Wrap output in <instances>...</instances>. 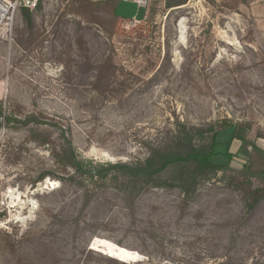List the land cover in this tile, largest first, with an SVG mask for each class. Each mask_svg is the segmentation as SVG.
Segmentation results:
<instances>
[{"label":"rangeland","instance_id":"1","mask_svg":"<svg viewBox=\"0 0 264 264\" xmlns=\"http://www.w3.org/2000/svg\"><path fill=\"white\" fill-rule=\"evenodd\" d=\"M256 1L188 0L170 10L150 0L132 28L126 22L143 11L121 0H43L18 14L12 40L0 41V264H264V192L249 208L264 191ZM28 118L43 124L26 126ZM178 125L222 129L217 152L240 135L233 152L243 162L228 167L216 156L223 170L188 197L179 187L133 196L92 187L100 190L79 229L65 221L83 198L67 190L62 131L80 160L135 163Z\"/></svg>","mask_w":264,"mask_h":264},{"label":"trees","instance_id":"2","mask_svg":"<svg viewBox=\"0 0 264 264\" xmlns=\"http://www.w3.org/2000/svg\"><path fill=\"white\" fill-rule=\"evenodd\" d=\"M187 2L188 0H166V7L171 10L182 7ZM24 12L26 13V11ZM0 117H5L1 107ZM23 124L27 126L31 124L41 125L43 123L36 118H28ZM232 127L234 126H229V128ZM220 132H222V129L215 130L214 127L206 131L194 127L189 128L186 125H178L170 141L162 146L151 148L148 156L143 161L135 163L120 161L110 164H95L94 162L87 163L80 160L73 142L62 131L63 144L58 153L59 162L63 167L71 170L70 175L67 176V181L73 187H68V193L74 190L76 201L83 198V205L76 217L72 213L65 220L66 216L61 212L53 216L54 220H72L79 229L83 209L90 204L100 190H95L92 187H104L105 185L117 187L116 191L123 196H128L129 194L133 196L138 190L179 187L184 197L190 196L200 178L215 175L223 170V167L213 162L216 156L220 154L226 156L230 161L229 165H227L228 167L232 166V162H237L236 160L242 161L237 152H233V144L236 141H239L241 144V142H244V139L234 133L230 138V143L226 147V150L217 152ZM207 133L212 134L208 143L196 144L194 142L196 137L204 139ZM242 162L239 163L244 167L245 165ZM60 180L63 186H65V180ZM66 188L63 187L62 191H66ZM262 192L264 191L255 192V197L249 206L250 210H256L260 205L263 199ZM87 248L88 246L85 249L87 250Z\"/></svg>","mask_w":264,"mask_h":264},{"label":"built area","instance_id":"3","mask_svg":"<svg viewBox=\"0 0 264 264\" xmlns=\"http://www.w3.org/2000/svg\"><path fill=\"white\" fill-rule=\"evenodd\" d=\"M43 0H0V41L12 40L15 21L21 11L34 12L38 10ZM123 3H132L138 10L147 11L150 0H121ZM141 20L132 19L126 22V28H132ZM1 94V90H0Z\"/></svg>","mask_w":264,"mask_h":264},{"label":"crops","instance_id":"4","mask_svg":"<svg viewBox=\"0 0 264 264\" xmlns=\"http://www.w3.org/2000/svg\"><path fill=\"white\" fill-rule=\"evenodd\" d=\"M263 3H264V0H257L256 2H255V5H256V7L258 8V6H259V8H260V10H262L263 12H264V9H262L261 7H263L264 8V5H263ZM118 4V3H117ZM117 5H116V7H115V14H116V16L118 17V18H120L118 15H117ZM140 11V13H141V10H139ZM147 11H143V14H142V17L140 18V17H138V16H133V19L135 18V19H139V20H141V19H144V17H146L147 16ZM262 18H264V15H262ZM121 19V18H120Z\"/></svg>","mask_w":264,"mask_h":264}]
</instances>
